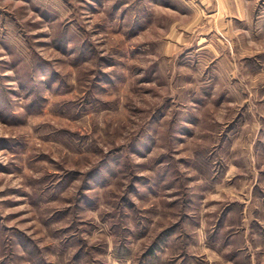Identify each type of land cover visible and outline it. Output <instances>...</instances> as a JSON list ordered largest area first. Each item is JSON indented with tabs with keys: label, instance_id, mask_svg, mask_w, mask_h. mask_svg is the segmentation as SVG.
Here are the masks:
<instances>
[{
	"label": "rangeland",
	"instance_id": "1",
	"mask_svg": "<svg viewBox=\"0 0 264 264\" xmlns=\"http://www.w3.org/2000/svg\"><path fill=\"white\" fill-rule=\"evenodd\" d=\"M251 13L173 51L152 0H0V264H264Z\"/></svg>",
	"mask_w": 264,
	"mask_h": 264
},
{
	"label": "crops",
	"instance_id": "2",
	"mask_svg": "<svg viewBox=\"0 0 264 264\" xmlns=\"http://www.w3.org/2000/svg\"><path fill=\"white\" fill-rule=\"evenodd\" d=\"M157 7L177 13L164 33L169 49L189 50L213 34L228 35L235 24L251 17V0H152Z\"/></svg>",
	"mask_w": 264,
	"mask_h": 264
},
{
	"label": "trees",
	"instance_id": "3",
	"mask_svg": "<svg viewBox=\"0 0 264 264\" xmlns=\"http://www.w3.org/2000/svg\"><path fill=\"white\" fill-rule=\"evenodd\" d=\"M118 257H119V258H122V256H121V255H119Z\"/></svg>",
	"mask_w": 264,
	"mask_h": 264
}]
</instances>
